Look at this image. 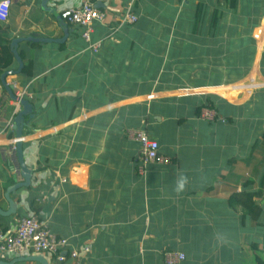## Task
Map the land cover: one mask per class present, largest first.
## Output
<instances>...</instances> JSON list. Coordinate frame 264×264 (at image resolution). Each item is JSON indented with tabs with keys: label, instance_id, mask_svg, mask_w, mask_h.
Masks as SVG:
<instances>
[{
	"label": "crops",
	"instance_id": "obj_1",
	"mask_svg": "<svg viewBox=\"0 0 264 264\" xmlns=\"http://www.w3.org/2000/svg\"><path fill=\"white\" fill-rule=\"evenodd\" d=\"M129 1L96 2L108 21L94 23L101 44L92 53L62 20L82 0H48L47 10L41 0H10L0 21L10 41L67 35L19 42L32 74L6 77L32 94L34 118L22 132L30 184L11 194L16 213L0 216V227L13 232L35 214L77 251L62 264H165L166 250L183 252L181 264H255L251 245L264 251V0H133L136 22L118 25ZM16 68L13 57L8 70ZM4 91L0 83L3 210L6 188L21 180ZM136 129L170 162L139 172L128 134ZM247 192L257 220L242 205Z\"/></svg>",
	"mask_w": 264,
	"mask_h": 264
},
{
	"label": "built area",
	"instance_id": "obj_2",
	"mask_svg": "<svg viewBox=\"0 0 264 264\" xmlns=\"http://www.w3.org/2000/svg\"><path fill=\"white\" fill-rule=\"evenodd\" d=\"M98 0H82V3L74 8L65 10L62 14L64 23L74 25L79 28L80 37L87 44L92 53H96L100 47L101 41L93 42L91 33L94 28V23L99 22L104 24L108 21V13L99 10L96 7ZM133 0L129 1L127 6L120 11L117 17L118 25L132 24L136 22L137 16L131 11V4ZM10 0L0 1V21H5L7 16V7ZM117 27L113 28L115 31ZM12 88L15 100L12 101V119L7 122L6 128L12 129L14 116L19 112L22 98L32 99V94L25 90L19 89L15 82L9 84ZM1 114V110H0ZM213 111L202 110L200 117L204 119L214 118ZM131 138L139 144V149L136 155L137 169L143 172L145 167L150 163L167 164L170 159L159 154L158 143L151 139L144 129H136L129 131ZM9 156L15 159V139L11 144ZM68 242L65 238L56 236L44 221H41L35 214L20 217L16 220V227L13 232H5L0 227V254L7 255H26V254H41L46 253L53 257L55 262L62 263L68 257H77V251H68ZM85 251L89 250L86 246ZM185 259V254L180 251L170 250L163 253V260L165 264H181Z\"/></svg>",
	"mask_w": 264,
	"mask_h": 264
},
{
	"label": "water",
	"instance_id": "obj_3",
	"mask_svg": "<svg viewBox=\"0 0 264 264\" xmlns=\"http://www.w3.org/2000/svg\"><path fill=\"white\" fill-rule=\"evenodd\" d=\"M47 1L48 0H41V6L45 10L48 9L46 6ZM50 11L56 16L55 10L50 9ZM57 18H58V15H57ZM66 35H67L66 32H64V36L61 38L26 37V38H14L10 41L11 52L17 63V68L3 72L0 75V83L5 89V91L8 93L11 100H15V96L13 94L11 86L7 84L6 82V77L9 75L19 74L23 66L22 59L17 52L18 43L23 41L24 39L26 41L34 42V43H62L65 40ZM19 102H20L21 108L19 112L14 116L12 128L14 129L15 136H16L15 137V160L19 168L18 176H20L21 180L16 181L14 184L6 188L4 199L8 203V208L5 210L0 208V216H3V217H8L16 213V204L12 200L11 194H14L15 191L21 187L29 186L30 178H31V171L26 167L24 160H23L22 132H23V129L26 128V126L28 125L29 120L34 118V109H33V104L28 99L22 98ZM26 116L28 118L25 120ZM26 261H35V262H38L39 264H47V261L42 256V254H26V255L15 256L8 261L0 258V264H16L19 262H26Z\"/></svg>",
	"mask_w": 264,
	"mask_h": 264
},
{
	"label": "trees",
	"instance_id": "obj_4",
	"mask_svg": "<svg viewBox=\"0 0 264 264\" xmlns=\"http://www.w3.org/2000/svg\"><path fill=\"white\" fill-rule=\"evenodd\" d=\"M69 25V24H67ZM10 40L7 35V32L3 29H0V75L9 69L13 62V54L10 50ZM32 69V62L28 61L24 63L21 73L30 76ZM5 92V91H4ZM6 93V92H5ZM5 95V94H4ZM32 99L29 101L31 102ZM32 103V102H31ZM3 105L2 100H0V107ZM210 106V105H209ZM207 106V107H209ZM253 192H247L244 195L243 207L246 210V213L254 220H257L261 213V208L254 203ZM252 251L254 253L255 264H264V251L260 250L258 244L251 245ZM170 251V250H166ZM165 252V251H164ZM62 264V263H60Z\"/></svg>",
	"mask_w": 264,
	"mask_h": 264
},
{
	"label": "clouds",
	"instance_id": "obj_5",
	"mask_svg": "<svg viewBox=\"0 0 264 264\" xmlns=\"http://www.w3.org/2000/svg\"><path fill=\"white\" fill-rule=\"evenodd\" d=\"M184 181L183 180H181L180 182H179V184H178V187H177V191H181V190H183V188H184Z\"/></svg>",
	"mask_w": 264,
	"mask_h": 264
}]
</instances>
